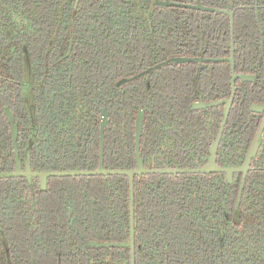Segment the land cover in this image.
<instances>
[{"label":"flooded vegetation","instance_id":"flooded-vegetation-1","mask_svg":"<svg viewBox=\"0 0 264 264\" xmlns=\"http://www.w3.org/2000/svg\"><path fill=\"white\" fill-rule=\"evenodd\" d=\"M80 1L62 3V28L47 31L45 57L53 55L59 60L60 55L69 63L74 54L66 42L80 24L76 20L77 10L82 9ZM139 1L125 0L124 5L130 11L140 9L144 17L160 15L159 50L164 60L145 59L149 56L145 43L153 24L150 20L142 27H128L142 31L140 36L134 33L137 41H133L144 43L140 47L141 60L127 70L131 76L121 78L119 84L141 79L143 86L151 83L155 88L147 96V104L157 94L158 114L149 115L145 107L139 112L142 127L145 124L151 128L157 123L160 129L163 162L151 159L143 165L179 171L135 174L133 185L136 175L163 174L158 180L160 185L214 188L207 193L184 191L179 195H151V186L141 195L130 190L129 195H112V211L107 214L102 213L101 198L72 194L76 185L63 179L80 175H47L45 185L40 176L2 177L0 206L6 203L15 210L2 213L6 221L0 219V232L2 236L16 235L18 258L11 260L14 264H264V127L259 146L248 159L264 121V0ZM174 9L176 20H169L168 12ZM140 23L135 20L137 26ZM168 36H173L175 48L168 45L171 42L167 44ZM58 42H65V53ZM40 43H35L37 48ZM174 58L184 60L176 62ZM31 70L34 74L30 83H26L25 68L19 76L8 77L15 91L3 102L10 104L6 113H11L18 134L14 141L10 118L8 114L2 117L0 173L17 171L18 163L23 173L28 161L33 173L80 170L78 166L69 168L64 148L54 146L53 116L41 114L43 108L37 100L39 76L34 67ZM117 85L118 79L113 89ZM104 114L103 143L108 129L112 130L111 141L116 143V118L107 108L101 110V115L86 118L88 133L94 129V136L99 135L100 151ZM213 157L215 168L246 169L231 174L220 169L204 170ZM105 160L103 144L104 168L120 169L106 168ZM100 166L99 155L98 166L92 170ZM136 167L137 163L129 169ZM118 209L125 215L126 224L119 222ZM119 230L120 236H111ZM153 234L158 235L156 241H144Z\"/></svg>","mask_w":264,"mask_h":264},{"label":"trees","instance_id":"trees-1","mask_svg":"<svg viewBox=\"0 0 264 264\" xmlns=\"http://www.w3.org/2000/svg\"><path fill=\"white\" fill-rule=\"evenodd\" d=\"M64 1L0 0V126L2 117H6V110L10 109V104H5L3 101L12 98L15 91V85L13 86L8 77L19 76V71L25 68L26 83H30L34 74L31 69L34 67L40 81L37 87V100L43 108L41 114L53 116L50 122H52L51 135L56 142L54 146L64 148V154L68 157L67 166L69 168L78 166L77 169L80 170H92L98 166L100 138L99 135L94 136L97 134L94 129L90 132L91 138H87L90 128L86 118L93 114L101 115V110L107 108L116 118L117 127L114 132L117 140L116 143L111 141L112 130L108 129L103 143L105 162L108 165L106 168L134 167L137 163L136 120L139 109L145 107L146 113L157 115L159 101L157 102L156 94L155 100L147 104V96L155 89L151 83L143 86L141 79L140 81L130 79L127 84L121 86L119 84L121 78L131 76L127 70L136 67L141 60L140 47L144 43L140 40L137 45L133 41V39L137 41L134 33L140 36L142 31L129 30L128 27H142L150 20L153 24H150V35L145 43L149 56L145 59L164 60L159 50L160 15L151 14L144 17L140 9L134 7L130 11L125 7V0H81L82 9L77 10L76 15V20L80 24H77L74 36H70L66 42L71 54H74L70 55L67 63L60 55L58 60L53 55H49L48 59L43 54L48 44L47 31L62 28L60 20L65 17V7L62 5ZM139 3L145 4L146 1L140 0ZM175 15H177L175 9L170 10L168 19L176 20ZM114 19H117V24L113 22ZM135 20L141 21L139 26L135 24ZM39 42H41L40 48H37L35 43ZM169 42L171 43L168 44ZM58 43L61 52L65 53V42ZM167 44L173 47L175 44L173 36L167 37ZM53 62L57 65L54 66ZM117 79L118 85L113 89ZM47 105L50 107L47 108ZM143 127L139 140V153L143 162L148 163L152 159L155 163H162L163 137L160 136L157 123L152 125V129L145 124ZM115 155L118 158L113 160ZM164 176L163 174L145 177L136 175L133 185L134 195L145 193V189L150 186L151 195L159 193L179 195L184 191H187L185 194H201L214 188V186H204L198 190V187L193 185L181 184L174 187L173 184L160 185L158 180ZM147 177L149 181H145ZM63 179L69 181L70 185H76L72 194L94 195L101 198L102 213L107 214L112 211L110 206L112 195H129L131 190L127 175H85L63 177ZM171 188L176 190L172 191ZM10 210L15 208L1 203L0 219L6 221L3 214ZM117 217L119 222L126 224L121 209H118ZM126 218L129 220L128 213ZM8 224L12 225L11 222ZM4 228L12 227L4 226ZM120 235L119 230L115 236H111ZM153 235L155 236L150 235V240L144 238V241L150 243L156 241L158 235ZM15 237L14 233L2 236L0 232V264H14L11 260L18 258L16 250L18 243L16 244Z\"/></svg>","mask_w":264,"mask_h":264},{"label":"water","instance_id":"water-1","mask_svg":"<svg viewBox=\"0 0 264 264\" xmlns=\"http://www.w3.org/2000/svg\"><path fill=\"white\" fill-rule=\"evenodd\" d=\"M173 61L179 62V61H183L184 59L181 58H174L172 59ZM124 81V80H123ZM231 101H229V107H230ZM263 108V107H261ZM228 110L229 108H227V112H226V116H225V120L227 118L228 115ZM8 116L10 118L11 124H12V131H13V138L14 141H16L17 138V134H18V128L17 125L13 122V118L11 113L8 111ZM104 120H103V128H102V138H101V151H100V156H101V166L96 169V170H75V171H52V172H31V169L29 167V161L27 162V168L25 172H21L20 169V163H18V168L17 171L12 172V173H8V172H2L0 173V178L2 177H17V176H27V177H31V176H40L42 178L43 181V185H45V179L47 177V175H54V176H65V175H69V176H77V175H127L129 176V180H130V188H131V192H133V178L135 174H143V173H152V172H176L179 171L178 169H149V168H145L143 165V161L140 157V153H139V140L141 137V132H142V111L139 112V118L137 121V131H136V139H137V157H138V161H137V167L136 168H132V169H105L103 166V136H104V125L106 123V114H104ZM264 127V121L261 124V127L258 131L257 137L254 141V144L252 146V150L249 154L248 159L250 160L253 153L256 151V149L258 148L259 144H258V139L262 133ZM217 143H214V147H213V151H215V147H216ZM215 164L214 161V157L212 158L210 165L207 166L206 168H204V170H226L228 171L230 174L235 171V170H241V169H246V167H243L241 169L236 168V169H231V168H215L213 167ZM91 245H99L98 243H93L90 242Z\"/></svg>","mask_w":264,"mask_h":264},{"label":"rangeland","instance_id":"rangeland-1","mask_svg":"<svg viewBox=\"0 0 264 264\" xmlns=\"http://www.w3.org/2000/svg\"><path fill=\"white\" fill-rule=\"evenodd\" d=\"M80 176H85V175H80Z\"/></svg>","mask_w":264,"mask_h":264}]
</instances>
